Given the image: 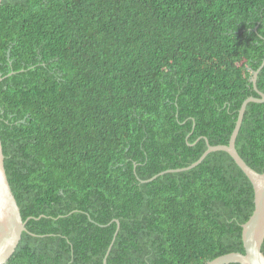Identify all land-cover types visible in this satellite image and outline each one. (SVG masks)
<instances>
[{"label": "trees", "instance_id": "obj_1", "mask_svg": "<svg viewBox=\"0 0 264 264\" xmlns=\"http://www.w3.org/2000/svg\"><path fill=\"white\" fill-rule=\"evenodd\" d=\"M263 64L264 0H3L0 136L27 222L6 264H104L113 241L108 264L245 253L255 191L228 153L160 174L229 144ZM236 148L264 173V102Z\"/></svg>", "mask_w": 264, "mask_h": 264}, {"label": "water", "instance_id": "obj_2", "mask_svg": "<svg viewBox=\"0 0 264 264\" xmlns=\"http://www.w3.org/2000/svg\"><path fill=\"white\" fill-rule=\"evenodd\" d=\"M3 0H0V5ZM264 66V64H263ZM263 66L253 73L252 82L256 85L257 76ZM11 73L10 75H12ZM3 78L0 76V82ZM251 102L263 103L264 94L261 98H248L242 105L235 129L231 135L228 145L212 146L208 143V150L196 163L184 169L168 170L164 173H177L193 169L200 165L209 154L213 152L228 153L236 162L238 167L247 175L253 184L255 191V208L252 216L245 223L242 228V239L244 244L245 253H229L220 256L207 264H264V253L262 251L264 245V173H259L251 168L240 156L237 148L236 141L241 130L243 123L244 113L247 105ZM156 177L146 181L150 182ZM118 228L121 227L120 221H116ZM27 222L23 220L21 209L13 194L7 170L5 166V155L3 144L0 136V264H6L13 256L19 247L24 232H27ZM118 234V232H117ZM114 242L111 244L104 264H108V256L110 255Z\"/></svg>", "mask_w": 264, "mask_h": 264}, {"label": "rangeland", "instance_id": "obj_3", "mask_svg": "<svg viewBox=\"0 0 264 264\" xmlns=\"http://www.w3.org/2000/svg\"><path fill=\"white\" fill-rule=\"evenodd\" d=\"M0 76H2V75H0ZM250 98V97H249ZM254 98H256V97H254ZM252 103V102H251ZM255 103V102H254ZM248 106V105H247ZM242 108V107H241ZM247 109V108H246ZM239 114H240V111H239ZM245 114V113H244ZM239 117V116H238ZM244 119V118H243ZM242 127V126H241ZM240 133V132H239ZM25 233V232H24ZM23 233V234H24Z\"/></svg>", "mask_w": 264, "mask_h": 264}]
</instances>
